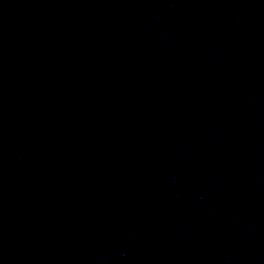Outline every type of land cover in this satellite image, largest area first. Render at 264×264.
<instances>
[{
    "label": "water",
    "instance_id": "95a60500",
    "mask_svg": "<svg viewBox=\"0 0 264 264\" xmlns=\"http://www.w3.org/2000/svg\"><path fill=\"white\" fill-rule=\"evenodd\" d=\"M0 264H264V0H0Z\"/></svg>",
    "mask_w": 264,
    "mask_h": 264
}]
</instances>
